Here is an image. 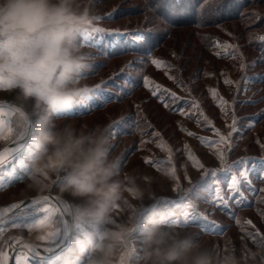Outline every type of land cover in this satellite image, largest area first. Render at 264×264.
Masks as SVG:
<instances>
[{
	"label": "rangeland",
	"instance_id": "1",
	"mask_svg": "<svg viewBox=\"0 0 264 264\" xmlns=\"http://www.w3.org/2000/svg\"><path fill=\"white\" fill-rule=\"evenodd\" d=\"M93 6L100 16L97 26L113 31L92 33L93 39L84 43L93 53L86 80L94 87L71 116L78 122L108 125L112 149L125 171L140 168L170 174L158 198L145 202V212L171 220L189 212V224L178 227L199 230L219 250L252 246L246 241L247 233L264 235V41L260 39L264 37V0H210L198 8L196 22L175 20L178 16H170L168 6L163 8L159 0H94ZM183 12L179 18L189 14ZM136 34L142 39H134ZM153 59L164 63L157 67ZM0 99L13 102L7 84L0 87ZM0 106L9 117L0 134L1 147L21 139V124L14 111L18 105L4 102ZM34 127L35 117L28 118L24 141L8 148L13 151L5 153L0 164V213L8 210L7 205L39 195L23 191L26 162L35 150ZM221 135L226 137L223 142ZM220 151L224 163L217 155ZM169 157L172 163L167 162ZM245 169L246 178L240 175ZM233 175L240 181L238 190L229 188ZM43 194H50L71 212L74 198L62 196L56 187ZM249 202L253 208L237 211L236 203ZM198 213H206V218ZM79 227L68 244L77 239L86 243L99 225ZM15 232L1 235L0 242L28 241ZM29 242L49 250L45 243ZM19 246L26 248L22 242ZM135 246L131 264L140 255L139 232ZM62 252L50 256L60 257ZM73 255L77 256L72 264H83L85 255Z\"/></svg>",
	"mask_w": 264,
	"mask_h": 264
},
{
	"label": "clouds",
	"instance_id": "2",
	"mask_svg": "<svg viewBox=\"0 0 264 264\" xmlns=\"http://www.w3.org/2000/svg\"><path fill=\"white\" fill-rule=\"evenodd\" d=\"M93 5L94 0H0V76L21 112L35 117V150L26 162L23 191L43 194L56 187L74 198V226L99 225L86 243L78 241L86 252L83 264H131L137 232L135 264H264V247L219 250L199 230L145 212V202L158 198L170 174L125 171L108 125L71 116L94 87L86 80L93 53L82 41L98 27Z\"/></svg>",
	"mask_w": 264,
	"mask_h": 264
},
{
	"label": "snow or ice",
	"instance_id": "3",
	"mask_svg": "<svg viewBox=\"0 0 264 264\" xmlns=\"http://www.w3.org/2000/svg\"><path fill=\"white\" fill-rule=\"evenodd\" d=\"M208 2H210V0H205V3H208ZM109 15H111V13ZM105 31H113V30H106V29H102V28L97 27L92 32L84 33L83 36H82V41L84 43H88L91 39H93L92 33H101V32H105ZM134 39L139 40V39H142V37L139 34H136L134 36ZM260 39L262 41H264V37H261ZM151 62L153 64H155L157 67H160L161 64L164 63L163 61H160L158 59H153ZM128 66L130 67L131 64L129 63ZM243 67H244V65L241 64V68H243ZM225 82L226 83H230V81H225ZM5 84H7L8 87L10 86L8 83H6L4 81V78L2 76H0V87H3ZM145 84L146 85L148 84L147 78H145ZM95 87L98 88V87H100V85H97ZM171 95L174 96L175 93H171ZM14 111L17 112L19 114V116H20V124H21L20 137L22 139L24 137V135H25L24 129L26 128V126L28 124V117H27V114L24 113V112H21V110L19 108L14 109ZM3 112H4V109L0 108V114H3ZM3 126H4V120L0 119V127H3ZM12 131H13L12 127H9L8 128V132L11 133ZM216 131L219 132L218 129ZM189 135H192V133H189ZM201 139H203V138H201ZM225 139H226L225 136H223V135L220 136V141L221 142L225 141ZM229 148H230V144H229ZM11 151H13V150L4 149L3 151H0V164H2L5 161V159H6L5 153H10ZM217 155H218L221 163H224V153L222 151H220V152L217 153ZM192 158L195 160V157H192ZM145 161L148 162V163H154V162L150 161L149 158H147V157H145ZM167 162L168 163H172L170 157H169ZM196 163H197V165L199 167H201V168L203 167L202 164H199V161H196ZM154 166L159 167V165H154ZM209 171H212L213 175L215 174V170H209ZM240 175L246 178L247 177V170L245 169L244 171H242L240 173ZM0 180H2V177H0ZM239 183H240V181L238 180L237 176L233 175L232 182L229 185V188L231 190H238ZM0 187H2V185H0ZM216 195H217V198H220V189L219 188H217ZM241 198L243 199V196ZM43 199L47 200V199H49V197L45 196V197H43ZM32 202L36 203L37 201H36L35 198H33ZM23 204H24V202L20 201L19 203H12L10 205H7L6 207L8 208V211H12V210L17 209V208H22ZM67 207L68 206H66V210H67ZM188 207L192 208L193 205L191 203H189ZM44 211L45 212H50V211H52V209H51L50 206H46L44 208ZM198 215H200L202 218H206V213H198ZM48 220H49V217L46 216L43 219H41L38 223L39 224H44ZM189 222H190V214H189V212H184L180 218H177V219L174 220V223L177 226H180L181 224L187 226L189 224ZM237 222H239V221L237 220ZM248 223L251 224V221H248ZM29 230H31V226H29ZM3 231H4V229L0 228V232H3ZM55 235H56V231H51V232H48L46 235L39 237V239L47 240V239H49V238H51V237H53ZM247 235L250 238H252L255 243H258L259 246H264V235H260L259 233H255V234L247 233ZM257 237H259V239H257ZM25 247L28 248L29 251H34V246H32V245H25ZM5 255L6 254L3 251V249L0 248V264H4ZM17 264H22V262H21L19 257L17 258ZM25 264H26V262H25Z\"/></svg>",
	"mask_w": 264,
	"mask_h": 264
},
{
	"label": "crops",
	"instance_id": "4",
	"mask_svg": "<svg viewBox=\"0 0 264 264\" xmlns=\"http://www.w3.org/2000/svg\"><path fill=\"white\" fill-rule=\"evenodd\" d=\"M2 103H0L1 105ZM3 106V105H2ZM4 109L3 114H0V119L4 120V126L0 127V134H2L5 130V126H6V121L7 119V114H6V109L4 107H1ZM3 172V171H2ZM0 177H2L1 173H0ZM3 180V177H2ZM2 180H0V185H2ZM3 186V185H2ZM52 211L50 212H45L42 211L39 214L36 215H32V216H28V217H23L20 218L14 222L11 223H0V228H3L4 231L0 232V235H5L6 233H8L9 231L14 230L15 231H20L21 233L19 234H24V237H27L28 241H35V243L41 245L44 244L47 245L48 243H50L51 241H53L56 237L53 236L47 240H41L38 239L36 240V237H41L46 235L48 232L51 231H56L53 225V220H54V216H55V209L52 208ZM49 217V220L46 221L44 224H39L38 222L43 219L44 217ZM29 226H31V230H29ZM73 223H72V228H73ZM16 233V232H15ZM18 234V233H17ZM57 234V232H56ZM0 248L3 249L4 244L3 242H0ZM4 251V250H3ZM6 254V251H5ZM20 258L22 264H51L52 263V259L51 256H44L41 253H39L38 251H29L26 248H23L21 246H19L14 253L13 256V262L14 264H17V258ZM50 258V259H49ZM4 264H6V259Z\"/></svg>",
	"mask_w": 264,
	"mask_h": 264
},
{
	"label": "trees",
	"instance_id": "5",
	"mask_svg": "<svg viewBox=\"0 0 264 264\" xmlns=\"http://www.w3.org/2000/svg\"><path fill=\"white\" fill-rule=\"evenodd\" d=\"M222 1L223 0H217V3H220ZM159 2H161V4H163V8H166L168 6L167 7V13L170 16H175V15H176V17L178 16L177 17L178 19L176 18L175 20L180 21V19H182V20L185 19V21L188 20V22H191L192 20H194V22H196L197 16H198L197 10L200 6L204 5L205 0H159ZM183 10L188 11L189 14L186 15V18H184V17L179 18L181 16V15H179V13L183 12ZM194 18H196V19H194ZM234 202H236V201L234 200ZM236 208H237V211H239L242 208H253V205L251 202H249L248 204L236 203ZM235 215H236V213H232L230 217L234 218ZM80 230H81V227H79V225L73 226L72 235H70V238L73 239V237H75V233H78V231L80 232ZM83 237L87 238L86 235ZM257 239H259V237H257ZM78 241L83 242L82 239H77V241H75V242L71 241L70 244H68V245H66V247L62 248L64 250V252H62L63 254L60 257L51 256V259L53 260L51 264H60L62 261L66 260L67 258H70V257L73 258V256H77V255H73V254H82V255L86 256V252H81L78 249ZM246 241H248V243H249L248 245H252L255 247H264V246H259L258 243H255L253 241V239L250 238L247 234H246ZM244 244L246 245L247 242ZM59 259L61 260V262H58Z\"/></svg>",
	"mask_w": 264,
	"mask_h": 264
},
{
	"label": "built area",
	"instance_id": "6",
	"mask_svg": "<svg viewBox=\"0 0 264 264\" xmlns=\"http://www.w3.org/2000/svg\"><path fill=\"white\" fill-rule=\"evenodd\" d=\"M49 197V195L45 194L36 199V203L32 201L23 205L22 208H17L12 211H5L0 213V223H8L12 219H19L23 217H28L32 215H36L44 211L46 206H50L55 209V216H54V227L56 228V237L53 242L45 245V247L49 250L57 249L64 241L66 237V220L65 214L66 210L60 202L53 201L50 197L47 200H44L43 197ZM58 230V231H57ZM1 236V235H0ZM8 244L5 243L3 250L7 251ZM13 264V263H12Z\"/></svg>",
	"mask_w": 264,
	"mask_h": 264
},
{
	"label": "water",
	"instance_id": "7",
	"mask_svg": "<svg viewBox=\"0 0 264 264\" xmlns=\"http://www.w3.org/2000/svg\"><path fill=\"white\" fill-rule=\"evenodd\" d=\"M0 102L1 103H4V102H9V103H13L12 101L10 100H5V99H0ZM24 141V138L18 140V141H15V142H11L7 145H4V146H1L0 147V151L1 150H4V149H8V148H12L14 146H17L19 144H21L22 142ZM45 194H39V195H33V196H30V197H26L20 201H23L24 204H27L31 201H33V198L37 199L41 196H43ZM49 195V197L55 201L56 199L54 197H52L50 194H47ZM19 201V202H20ZM18 202V203H19ZM65 220H66V237L63 241V243L55 250H45L37 245H34L32 243H30L29 241H27L26 239H21L20 241H15L14 238H10L8 241H7V244H8V248H7V251H6V257H7V262L6 264H12L13 262V256H14V253H15V250L19 247L20 243L22 242L24 245H32L34 246V250L38 251L39 253H41L42 255L44 256H50V255H53L55 253H57L60 249L66 247V245L68 244V241H69V237L71 235V231H72V220H71V216H70V213L69 212H66L65 214Z\"/></svg>",
	"mask_w": 264,
	"mask_h": 264
},
{
	"label": "bare ground",
	"instance_id": "8",
	"mask_svg": "<svg viewBox=\"0 0 264 264\" xmlns=\"http://www.w3.org/2000/svg\"><path fill=\"white\" fill-rule=\"evenodd\" d=\"M8 211V210H7Z\"/></svg>",
	"mask_w": 264,
	"mask_h": 264
}]
</instances>
